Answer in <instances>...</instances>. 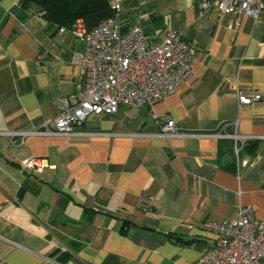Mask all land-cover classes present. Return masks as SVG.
I'll return each mask as SVG.
<instances>
[{
	"label": "crops",
	"instance_id": "crops-1",
	"mask_svg": "<svg viewBox=\"0 0 264 264\" xmlns=\"http://www.w3.org/2000/svg\"><path fill=\"white\" fill-rule=\"evenodd\" d=\"M20 1L0 0V264H202L203 221L239 205L264 221V4L235 23L203 0H119L123 29L192 44L189 77L152 105L14 145L6 133L39 129L74 93L82 52ZM238 90L261 98L240 105ZM164 119L179 134L161 135Z\"/></svg>",
	"mask_w": 264,
	"mask_h": 264
},
{
	"label": "built area",
	"instance_id": "built-area-1",
	"mask_svg": "<svg viewBox=\"0 0 264 264\" xmlns=\"http://www.w3.org/2000/svg\"><path fill=\"white\" fill-rule=\"evenodd\" d=\"M109 4L114 15L90 30L80 19L68 28L58 29L59 33L68 32L82 46L75 91L58 100L57 114L39 129L6 133L13 139L12 144H21L30 134H76L88 115H113L121 106L152 105L189 77L195 53L181 32L168 30L154 41L138 24L123 29L118 17L119 0H109ZM262 4L264 0H203L200 3L204 9L215 7L222 14H232L235 23L241 15L257 17ZM236 98L240 105H249L260 100L261 95L238 90ZM159 124L161 135L179 134L172 119H164ZM45 166V161L39 158L20 163L27 170L40 171ZM237 214L230 221L201 223V228L213 235L200 257L202 264H264V221L256 219L248 206L239 205Z\"/></svg>",
	"mask_w": 264,
	"mask_h": 264
},
{
	"label": "trees",
	"instance_id": "trees-1",
	"mask_svg": "<svg viewBox=\"0 0 264 264\" xmlns=\"http://www.w3.org/2000/svg\"><path fill=\"white\" fill-rule=\"evenodd\" d=\"M23 9L38 15L48 27H70L77 19L87 29L114 15L109 0H21Z\"/></svg>",
	"mask_w": 264,
	"mask_h": 264
}]
</instances>
